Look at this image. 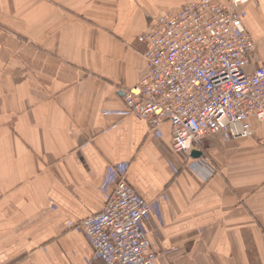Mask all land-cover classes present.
<instances>
[{"label": "crops", "instance_id": "1", "mask_svg": "<svg viewBox=\"0 0 264 264\" xmlns=\"http://www.w3.org/2000/svg\"><path fill=\"white\" fill-rule=\"evenodd\" d=\"M187 0H0V264H106L80 222L103 211L126 170L153 203L145 228L155 264H264V122L221 132L202 150L203 181L151 132L123 89L147 74L152 19ZM244 24L264 62V0Z\"/></svg>", "mask_w": 264, "mask_h": 264}, {"label": "built area", "instance_id": "2", "mask_svg": "<svg viewBox=\"0 0 264 264\" xmlns=\"http://www.w3.org/2000/svg\"><path fill=\"white\" fill-rule=\"evenodd\" d=\"M249 0H187L175 12L154 17L138 41L146 46L147 74L123 89L130 115L145 118L151 132L172 126L173 151L180 154L203 181L216 169L203 151V141L221 132L247 138L246 121L264 122V62L250 69L256 43L244 19ZM153 203L128 180L117 178L103 211L84 218L80 226L89 238L93 257L106 264H155L159 253L145 221Z\"/></svg>", "mask_w": 264, "mask_h": 264}, {"label": "water", "instance_id": "3", "mask_svg": "<svg viewBox=\"0 0 264 264\" xmlns=\"http://www.w3.org/2000/svg\"><path fill=\"white\" fill-rule=\"evenodd\" d=\"M191 156H192L193 158H198V157L203 156V152H202V151H195V150H193V151L191 152Z\"/></svg>", "mask_w": 264, "mask_h": 264}, {"label": "rangeland", "instance_id": "4", "mask_svg": "<svg viewBox=\"0 0 264 264\" xmlns=\"http://www.w3.org/2000/svg\"><path fill=\"white\" fill-rule=\"evenodd\" d=\"M203 155H204V152H203Z\"/></svg>", "mask_w": 264, "mask_h": 264}, {"label": "bare ground", "instance_id": "5", "mask_svg": "<svg viewBox=\"0 0 264 264\" xmlns=\"http://www.w3.org/2000/svg\"><path fill=\"white\" fill-rule=\"evenodd\" d=\"M215 135V134H214ZM203 152V151H202Z\"/></svg>", "mask_w": 264, "mask_h": 264}]
</instances>
